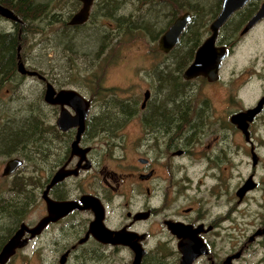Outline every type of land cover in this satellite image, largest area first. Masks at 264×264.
<instances>
[{"label":"flooded vegetation","instance_id":"1","mask_svg":"<svg viewBox=\"0 0 264 264\" xmlns=\"http://www.w3.org/2000/svg\"><path fill=\"white\" fill-rule=\"evenodd\" d=\"M254 1L250 0L242 10L234 13L242 16L243 12L252 9L247 17L244 15L238 22L235 45L250 36L264 20L263 17L244 32L263 3L259 6ZM9 2L15 0H0V5L9 8L6 6ZM23 3L25 9L19 12L20 17L9 8L19 21L0 16V20L12 25L10 29L0 32H13L19 40L27 35L28 30L36 29L29 25L30 20L25 21L24 18L26 15L34 16V9L38 6L42 11V19L38 20L42 22L37 25L41 28L36 29L34 35L44 33L45 29L54 25H62V37L70 44L71 40H68L72 34H67L68 31L73 33L85 28L98 8L100 16L107 15L115 23L125 18H120L116 9L106 12L108 3L103 0L93 1L89 18L81 25L71 24L73 17L83 8L80 0H61L60 4L66 6L64 11L55 8V0L46 3L24 0ZM138 3L140 13L135 22L139 23L142 15L145 17L153 6L158 7L156 0H138ZM69 6L72 10L68 14L66 9ZM176 18L163 32L158 31L157 49L159 38ZM132 22L133 19L128 26ZM223 26L219 29L216 45L226 47L228 57L231 49L227 48L226 42L219 41ZM187 27L171 50L166 53L158 50L159 61L146 67L148 80H145L149 87L144 89L141 103L128 96L120 97L115 91L106 93L103 88L102 91L89 89L92 95L78 91L89 102L85 130L79 140V127L64 130L58 124L63 109L73 117L75 111L67 105H54L45 100L49 84L54 86L57 93L68 88L55 86V70L42 71L29 63L33 60L32 51H41L38 47L41 42H31V35L29 41L24 40L18 46L17 57L21 56L27 71L37 72L38 75L21 73L18 70L19 57L15 72L0 73V77L7 79L0 93V157L8 158L4 173L11 160L23 162L11 175L3 174L6 183L0 185V254L23 225L32 229L42 219L50 217L53 203L75 202L78 207L48 223L35 237L25 230L22 241L27 240V244L17 249L6 264H17L21 253L34 256V259L47 253L58 256L49 264H135L140 255V264H264V189L262 195L252 197L259 188L258 182L253 181L254 173L249 174L247 180L240 175L237 185L227 189L225 175L227 170L239 171L243 140L250 147L251 159L254 155L257 163L259 158L254 152L250 126L262 114L264 106L248 124L247 140L238 126L230 122L231 117L247 109L229 116L228 122L233 126L232 135L224 134L228 128L226 119L222 122L209 120V112L203 107L196 110L190 103L178 106L179 102L169 99L165 101L168 105L163 108L161 95L165 88L162 81L165 83L168 71L171 75L168 82L171 85L174 80L177 82L172 92L176 93L182 87L188 91L189 100L192 81L202 79L207 83L202 77L183 79L185 70L179 73L180 61L171 56L187 37ZM197 37L196 32L190 41H195ZM61 49L65 51L66 47ZM48 50H54L57 58H61L63 53L59 51L58 55L56 47L52 46ZM250 70V76L262 74L252 65ZM239 77L244 79L243 72H239ZM35 81L44 87L39 96L42 103L19 96L29 87L28 84ZM262 98L264 96L258 102ZM16 101L25 103L24 107L16 110L26 112L20 117L10 112ZM41 106H45L44 110ZM109 109H113V113L108 112ZM18 118L34 121L35 140L11 149L8 141L11 139L4 140L3 133L21 121ZM129 127L131 131L138 127L139 133L122 134ZM117 150L120 152L116 155ZM255 165L252 162V166ZM61 172H70L71 175L53 183ZM250 179L253 187L239 195ZM39 201L44 206V214L35 222H27L31 209ZM120 255L124 256V261L118 262L117 256ZM34 264L45 263L40 261Z\"/></svg>","mask_w":264,"mask_h":264},{"label":"rangeland","instance_id":"2","mask_svg":"<svg viewBox=\"0 0 264 264\" xmlns=\"http://www.w3.org/2000/svg\"><path fill=\"white\" fill-rule=\"evenodd\" d=\"M34 1L37 3H46L49 0ZM60 1L61 0H55L57 3L55 8L64 11L66 6H64V3L60 4ZM103 1L108 3L105 7L106 12L116 9L118 12L117 15H121L120 18L129 17L133 19V22L128 26L130 21L127 23V19L124 18L119 20L118 23H115L106 16H100L97 13L99 11L98 8L95 11L94 18L85 28L74 31L73 33L68 31L67 34H72V37L70 38L72 44H69L62 37V32H60L62 25H54L45 29L44 33L31 36V42H41V44H38L41 51H32L31 54L33 60L29 63L31 66H35L42 71L55 70L57 77L53 80L57 88H73L79 92L87 94L93 91V89L97 90V84L101 81V87H103V90L106 89V93H114L115 91L120 97L128 96V98H133L141 103L144 97L143 91L146 87H149L145 80H148L146 76L147 72H145L147 69L146 67L159 61L157 58V56H159L157 40L154 39V37L156 36V33L158 35L159 29L165 30L172 20L169 16V8L165 6L154 8L153 6L151 11L145 17L142 15L143 17L140 18L141 23H139L135 22L140 13V4L138 3V0H129L128 2L126 0ZM132 1H134V3ZM255 2L260 6L264 0H255L254 4ZM178 4L179 6H183L184 10H182L181 13L177 12L176 15L182 16L189 12L191 13L190 21L193 20L190 23V27H187L186 34L188 35L183 40V45H180V47L171 55L172 58L174 56V59L180 61V59L183 58V55H185V49L188 48L189 45L192 46V43H190L191 36H195L196 32H200L203 36L201 42L207 38L205 31L203 32L204 27L202 24H204L205 27H209L210 23L215 18L211 16V13L212 10H216L217 0H176L175 6L177 7ZM61 5L63 8H61ZM67 8L66 12L69 14L72 7L69 6ZM251 10L252 9L243 12L244 14H242V16H235L230 21V26L228 25L227 28L221 32L219 41L224 40L228 35L230 36L233 27L238 24L239 20L242 19L244 15L247 17L251 13ZM102 11H104V9ZM142 11L143 9L141 12ZM109 14L115 16L112 12ZM111 18L116 21L115 18ZM11 27L12 25L10 22L0 20V31L3 29L8 30ZM50 29H53V31ZM118 30H121L122 32H120V37L117 40H114V35ZM56 31H59L60 33H56ZM109 37L111 38V41ZM107 42H110L108 46L109 49L105 51V44ZM65 44L67 46H64ZM50 46L56 47L58 55L59 51H63L61 58H57L54 51L55 49L51 52L48 50ZM63 47H66L65 51L61 49ZM68 48L73 51L76 50L78 58L75 57V54L69 52L70 50ZM66 51H68V54ZM101 51H104V54L99 55V59H97V55L101 53ZM69 53L73 54V56H70ZM251 65L255 69H258L262 74H260V76L257 75V77L250 76ZM263 70L264 20L259 23L254 32L252 31L251 35L245 37L241 43H237L236 45L234 43L231 52H229L228 57L222 66L220 81L209 85L202 79L192 81V84L189 87L192 90L190 100L188 91H184L182 87L178 89L176 93L174 90V92H172V87L176 88L177 82L174 80L172 85L168 82L171 78L170 72L168 71L165 74L167 77L164 78L165 83L162 81V86L165 88V91L163 90V94L161 95L163 99V108L168 105L165 101H168L169 99H173V101H177V103L179 102L178 106L180 104L189 105L190 103L196 110L203 107L209 112L207 113L209 120L211 119L222 122V120L226 119L228 128L224 134L234 135L233 126L228 122V118L231 113L254 107L259 98L264 96ZM239 72H243L245 75L244 79H240ZM27 86L29 87L20 92L19 96L30 97V100H36L42 103V101L39 100V96L44 89L43 85L38 81H35ZM183 86H185L184 83ZM125 93L127 95H125ZM90 94L92 95V93ZM24 105L25 103L23 101H16L12 104L13 111L10 110V112H14L13 116L16 115L17 117H20L26 112L24 110H21L20 112L16 110L17 108L24 107ZM44 108L45 106H41V109L44 110ZM108 112L113 113V109H109ZM18 119L21 121L5 130L3 133L4 140L15 139L22 133L33 134V128L35 126L34 121L29 122L20 118ZM131 129L132 128L129 127L126 131H123L122 134L125 132L130 133L131 135L139 133L138 127H134V130L132 131ZM250 134L252 137L254 152L259 159L253 167L249 152L250 147H248L249 145L245 144V141L243 140L242 148L240 149L242 164L239 171H226V184L227 189L234 188L239 182L238 179L240 175L247 180L249 174L254 173L253 181L258 182L259 188L252 197H258L262 195V189H264V111L258 119L255 120V123L250 126ZM228 140V143H230V139ZM216 149L217 148L214 150ZM119 152L120 151L117 150L116 155ZM235 159L237 162L236 165H238V156H236ZM7 160L8 158L0 157V185L6 183L3 179V174ZM197 172L198 170H196V173ZM115 204H117L116 201ZM114 209L117 211L116 207ZM43 214L44 206L40 204L39 201L31 209L27 222H35ZM4 220L6 221V219ZM56 259H58V256L55 254L52 255L51 253L36 256V259H34V256L31 257V255L21 253L17 258V264H34L40 261L49 264ZM117 261H124V256H117Z\"/></svg>","mask_w":264,"mask_h":264},{"label":"water","instance_id":"3","mask_svg":"<svg viewBox=\"0 0 264 264\" xmlns=\"http://www.w3.org/2000/svg\"><path fill=\"white\" fill-rule=\"evenodd\" d=\"M83 2V8L80 10L78 14H76L71 24L73 25H81L87 22L90 14V9L94 0H80ZM250 0H223L218 16L210 23L209 25V36L206 40L202 42V44L196 49L193 60L191 64L185 69L183 74V79L191 80L196 79L197 77H202L207 80V83H214L219 79V72L221 68L222 62L227 57V49L224 46H217L216 41L218 38L219 29L234 15L238 10H242V8L249 2ZM0 16L13 20L19 21L18 17L15 13L0 5ZM264 17V2L262 3L258 12L250 19L248 24L245 27L244 32L248 31L251 27H253L259 20ZM191 19L190 13H185L182 16L176 18V20L172 23L170 28L162 34L159 38L158 42V50L166 53L171 50L179 41L180 35L184 31V28L188 25ZM19 64L18 70L21 73H26L30 76H37V72L27 71L25 68V64L21 60V56L19 55ZM57 95V96H56ZM148 95H145L147 97ZM45 100L47 103L51 104H59L61 106L67 105L69 108L75 111L76 115L73 117L70 115L69 111L63 109L60 120L58 124L64 130L69 129L70 127H79L78 132V140L80 136L84 133L85 130V122L89 112V102L77 91L72 89L62 90L60 92H56L53 85L49 84L48 90L46 93ZM264 106V98H262L258 105L254 108L247 109L246 112H240L235 114L230 118V122L233 125H237L238 128L243 132L246 140L248 139V124L251 123L254 117L258 116ZM77 140V141H78ZM77 146V142L74 145V149ZM255 156L252 157L253 165L256 164ZM23 162L19 159L11 160L7 164V168L5 170L4 176H9L14 173ZM71 175L70 172L67 173H59L55 178L54 182L63 180L65 177ZM253 187L251 183V179L248 183L242 187L241 192L239 191V195L244 192H248ZM46 199V197H45ZM78 204L75 202H66V203H53V206L50 210V217H45L42 219L39 224L30 229L26 225H23L20 231L17 233L15 237H13L10 242L4 247L3 251L0 254V264H6L7 261L16 253V250L19 248L25 247L27 244V240L22 241V237L24 235L25 230H29L32 234V237H35L50 223L51 221H56L57 219L64 217L69 214L72 210L76 209ZM141 255L137 257L135 264H140Z\"/></svg>","mask_w":264,"mask_h":264},{"label":"trees","instance_id":"4","mask_svg":"<svg viewBox=\"0 0 264 264\" xmlns=\"http://www.w3.org/2000/svg\"><path fill=\"white\" fill-rule=\"evenodd\" d=\"M24 0H15V2H9L7 3L6 6H8L9 8H11L13 11H15V13L18 15L19 12H21L22 10L25 9V6L23 3ZM170 1V2H169ZM222 1L223 0H217V4H216V10H212V13H211V16L214 18L216 16H218V13L220 11V8H221V5H222ZM156 2L159 4L157 6H165L167 8H169V11H170V14L169 16L171 17L172 20H174L176 18V13L177 12H182V10H184V7L183 6H178L176 7L175 4H176V0H156ZM16 3V4H15ZM18 3V4H17ZM168 3V4H167ZM169 5V6H168ZM40 7L41 6H38L34 9V12H33V15L34 16H28L26 15V17L24 18L25 21L27 20H30L29 22V25L31 27H34L36 29H39L40 27L37 26V25H40L39 23H41L42 21L38 20V19H42V17L40 16L42 14V11L40 10ZM45 11V9L43 10ZM31 13V12H30ZM191 14V13H190ZM237 14V13H236ZM236 14H234L230 20H228L226 22V24L223 26V28L220 30V33L225 29L227 28V26L229 25L230 26V21L236 16ZM19 16V15H18ZM40 16V17H39ZM107 16V15H106ZM20 17V16H19ZM124 19V18H123ZM127 19V21H130L132 18H125ZM215 19V18H214ZM213 19V20H214ZM171 20V21H172ZM32 21H35L34 23ZM193 20H191L189 23H188V26L190 27V23L192 22ZM203 25V32L205 31L206 35L208 34L209 32V27L206 26L204 24ZM239 24L235 25L233 27V29L231 30V35L225 39V41L223 40L222 42H226V45H227V48H232L234 43H235V40H236V33L239 29L238 27ZM35 30H32V31H29L27 32V35L24 36V38L22 40H19L17 34H13V32H0V73L1 72H15L16 69H17V63H18V57H17V48L20 44H23V41L24 40H27L31 35H34L37 31ZM160 31H164V30H161L159 29ZM120 32H122L121 30H118L117 33H115L114 35V40H117L119 37H120ZM198 33V37L195 39V41H190V43H192L187 49V51L185 52L186 55H183V58L180 59V68L178 69L179 73H182L185 68L187 66H189V64L191 63L192 59H193V55L196 51V49L200 46L201 44V40H202V34L200 32H197ZM158 35H156L154 37V39H158ZM70 38L71 36L69 35V42H70ZM110 41H111V38L109 37ZM109 43L110 42H107L105 44V51L107 49H109ZM70 44V43H69ZM183 45V44H182ZM69 47V46H68ZM70 51L69 52H72L73 54H75V57H77V52L76 50L73 51L72 49L68 48ZM76 52V53H75ZM104 54V51H101V53H99L97 55V59H99V55H102ZM78 58V57H77ZM96 59V60H97ZM95 65V63H94ZM7 81V79L3 78V77H0V93H1V90L3 89L4 87V84L5 82ZM98 85V89L99 91H102L101 89L103 87L102 86V82L99 81V83L97 84ZM10 86V85H9ZM6 140V139H5ZM35 140V137L33 134H24V135H20L19 137L15 138V139H12V140H8L10 141L9 143V146L11 147V149H13L14 147L16 146H19L18 144H21V143H30L31 141H34ZM7 141V142H8ZM3 144V143H1ZM10 149V148H9Z\"/></svg>","mask_w":264,"mask_h":264}]
</instances>
